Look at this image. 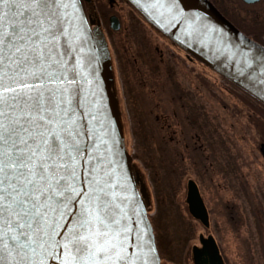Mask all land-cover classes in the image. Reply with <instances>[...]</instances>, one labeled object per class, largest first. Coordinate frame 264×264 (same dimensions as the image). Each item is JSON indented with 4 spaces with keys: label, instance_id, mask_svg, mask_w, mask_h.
I'll use <instances>...</instances> for the list:
<instances>
[{
    "label": "snow or ice",
    "instance_id": "1",
    "mask_svg": "<svg viewBox=\"0 0 264 264\" xmlns=\"http://www.w3.org/2000/svg\"><path fill=\"white\" fill-rule=\"evenodd\" d=\"M65 9V0H0V264L128 260L114 185L85 159L69 110ZM65 216L71 226L58 231Z\"/></svg>",
    "mask_w": 264,
    "mask_h": 264
},
{
    "label": "flooded vegetation",
    "instance_id": "2",
    "mask_svg": "<svg viewBox=\"0 0 264 264\" xmlns=\"http://www.w3.org/2000/svg\"><path fill=\"white\" fill-rule=\"evenodd\" d=\"M215 1L235 17V24L230 22L241 33L264 47V0H235L234 13L228 0ZM81 3L93 36H101L106 42L121 117L124 98L130 123L137 124L133 128L139 130L142 144L151 145L146 141L153 137L148 133L150 124L144 122L148 115L160 133L158 152L166 147H183L176 157L197 179L194 181L204 194L207 214L204 249L197 253H206L211 264L217 260L220 264H264V105L147 24L126 0ZM111 17L118 28L110 24ZM207 79L225 93L227 100L236 102L232 106L235 114H229L226 125L211 123V111L205 105L212 97ZM197 94L205 96L204 104ZM242 110L247 114L245 124L237 121V112ZM222 130L228 136L219 144L222 156H216L217 150L208 141ZM241 143L252 146L262 169L258 162L246 160L242 151L239 153L237 144ZM202 160L204 165L200 164ZM216 210H220L228 235L224 248L218 246L214 236L211 217ZM227 242L236 253H226Z\"/></svg>",
    "mask_w": 264,
    "mask_h": 264
},
{
    "label": "water",
    "instance_id": "3",
    "mask_svg": "<svg viewBox=\"0 0 264 264\" xmlns=\"http://www.w3.org/2000/svg\"><path fill=\"white\" fill-rule=\"evenodd\" d=\"M127 1L174 44L264 103V47L242 34L209 0ZM65 4L66 32L58 47L65 66L61 70L74 77L69 85V110L74 112L81 141L88 148L85 159L95 162L114 185L116 202L123 209L122 224L128 233L129 243L123 252L128 257L126 264H160L144 205L146 190L141 181L135 180L132 157L126 149L103 38L92 35L80 0L77 6L71 0H65ZM114 21L111 17L110 24L118 28ZM261 150L264 154L263 146ZM187 189L189 213L206 225L207 214L196 184L188 181ZM64 220L69 223L60 225L58 231L71 226L69 216ZM48 264L60 261L50 260ZM195 264L211 262L206 253H201ZM215 264L220 263L217 260Z\"/></svg>",
    "mask_w": 264,
    "mask_h": 264
},
{
    "label": "rangeland",
    "instance_id": "4",
    "mask_svg": "<svg viewBox=\"0 0 264 264\" xmlns=\"http://www.w3.org/2000/svg\"><path fill=\"white\" fill-rule=\"evenodd\" d=\"M227 4L231 7V9H235L237 2L235 0H228ZM106 10L105 11L108 12L109 15L110 13L107 8ZM196 69L200 71L198 68ZM207 80L209 81V86L207 88L211 91L212 97L209 98L210 103L208 102L205 105L211 111V123H225L226 125L227 122L230 121L229 114H235L233 107L236 102L227 100L225 98V93H223L219 87H216L211 79ZM196 97L204 104L205 96L203 94H197ZM121 100L125 144L128 152L132 156H138V158L133 160V167L136 169L139 179H141L145 185L147 194V214L153 229L154 226L157 228V233H155L154 230L155 242L159 244L163 253H170L167 258H163L161 256L163 258L161 260V264H193V251L191 252V249H196V253L202 250L200 238L204 237V240H206L207 236L206 229L201 225V223L192 219L188 213L186 204V184L188 180L191 179L194 181L196 178L189 175L188 168L184 175H182L180 186H175L169 184L168 182V178L175 174V171L171 170L172 168L170 167V163H176L178 161L176 156L181 152L183 147H166L164 151L158 152L156 143L159 144L160 133L156 126L153 127L151 117L148 115H145L144 122H146L147 125L150 124L148 133L152 134L153 137H147L148 140L146 142L151 145L142 144L139 140V130L135 127L133 128V126L137 124L133 125V123H130L129 116L125 109V102L123 101L124 98ZM225 108H227V110H225ZM235 108L239 111L241 110L240 106H236ZM226 112L227 114H225ZM237 115L239 117L237 119L238 122L241 124H245L247 122V114L244 110H242L241 113L237 112ZM187 133L188 131H186V134ZM229 133L231 134V131H229ZM227 136V131L222 130L220 133L218 132L215 134L211 141H208L211 143L212 149L217 150L215 152L216 156H222L219 151V144L224 142V139L227 138ZM240 137L242 138V136ZM177 148H179V150ZM237 148L239 153L242 151L246 160L250 159L251 162H258L260 169H262L261 165L263 164L252 151V146L250 144L247 143V146L244 145V143L237 144ZM148 153H152L149 156L150 158L146 157ZM145 162L152 164L151 169L147 168V164ZM161 163H163V165L159 168V164ZM179 163H182L183 165V162ZM200 164L204 165V161L202 160ZM215 164L219 163L215 160ZM202 196L204 198L203 193ZM211 218L213 221V230L215 232L214 236L217 240L218 246L220 245L221 248H224V244L228 240V235L226 236V232L223 229L224 222L220 215V210H216L215 215L212 214ZM164 248H166V251ZM226 253H236L235 250L234 252L230 250L228 242Z\"/></svg>",
    "mask_w": 264,
    "mask_h": 264
},
{
    "label": "trees",
    "instance_id": "5",
    "mask_svg": "<svg viewBox=\"0 0 264 264\" xmlns=\"http://www.w3.org/2000/svg\"><path fill=\"white\" fill-rule=\"evenodd\" d=\"M214 6L227 18L229 19L231 22H233L235 24V17L231 14H226L225 11L223 10V8L221 7L220 3H218L217 1L215 0H210ZM232 12L234 13L235 12V9L232 8ZM262 104V103H261ZM263 105V104H262ZM152 153H148V155L146 156L147 158L151 155ZM133 157V160H135L136 158H138V156H132ZM150 158V157H149ZM146 163V162H145ZM147 165V168H150L151 169V166L152 164H148L146 163ZM163 165V163L159 164V168H161V166ZM165 165V164H164ZM170 167L172 168L171 170L172 171H175V174L172 176V177H169L168 178V182L169 184H172V185H175V186H180V183H181V179H182V175H184V173L186 172V170L188 169V166L186 164H183L182 163H179L178 161L176 163L174 162H171L170 163ZM134 169V172H135V175L137 176V178H139L137 172H136V169ZM183 172V174H182ZM177 173V175H176ZM173 193V192H172ZM154 226V225H153ZM154 230H155V233H157V228L154 226ZM157 239V238H156ZM157 248H158V251H159V254H160V257L162 256L163 258H167L168 255H170V253H163V250H161V247L159 246V244H157ZM165 251H166V248H164ZM161 257V259H163ZM169 259V258H168Z\"/></svg>",
    "mask_w": 264,
    "mask_h": 264
},
{
    "label": "bare ground",
    "instance_id": "6",
    "mask_svg": "<svg viewBox=\"0 0 264 264\" xmlns=\"http://www.w3.org/2000/svg\"><path fill=\"white\" fill-rule=\"evenodd\" d=\"M81 1V0H80ZM83 9V8H82ZM90 28V30H91V33H92V35H93V32H92V29H91V27H89ZM94 37H95V35H94ZM102 38V37H101ZM104 41V40H103ZM104 45H105V47H107L106 46V42L104 41ZM147 195V194H146ZM144 205H145V207L147 206V203L146 202H144ZM146 211H147V208H146ZM147 216H148V214H147ZM148 219H149V217H148ZM150 221V220H149ZM154 235V234H153ZM155 246H156V248H157V243L155 242ZM158 249V248H157Z\"/></svg>",
    "mask_w": 264,
    "mask_h": 264
}]
</instances>
